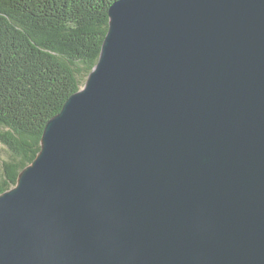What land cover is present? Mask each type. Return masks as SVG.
Listing matches in <instances>:
<instances>
[{
	"label": "water",
	"instance_id": "obj_1",
	"mask_svg": "<svg viewBox=\"0 0 264 264\" xmlns=\"http://www.w3.org/2000/svg\"><path fill=\"white\" fill-rule=\"evenodd\" d=\"M0 264H264V0L115 1L0 194Z\"/></svg>",
	"mask_w": 264,
	"mask_h": 264
},
{
	"label": "trees",
	"instance_id": "obj_2",
	"mask_svg": "<svg viewBox=\"0 0 264 264\" xmlns=\"http://www.w3.org/2000/svg\"><path fill=\"white\" fill-rule=\"evenodd\" d=\"M117 0H0V194L96 65Z\"/></svg>",
	"mask_w": 264,
	"mask_h": 264
}]
</instances>
